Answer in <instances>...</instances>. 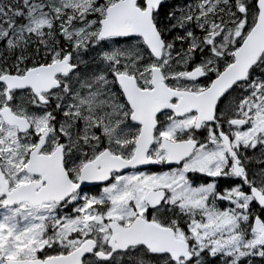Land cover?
<instances>
[{
	"label": "snow or ice",
	"instance_id": "1",
	"mask_svg": "<svg viewBox=\"0 0 264 264\" xmlns=\"http://www.w3.org/2000/svg\"><path fill=\"white\" fill-rule=\"evenodd\" d=\"M0 264H264V0H0Z\"/></svg>",
	"mask_w": 264,
	"mask_h": 264
},
{
	"label": "flooded vegetation",
	"instance_id": "2",
	"mask_svg": "<svg viewBox=\"0 0 264 264\" xmlns=\"http://www.w3.org/2000/svg\"><path fill=\"white\" fill-rule=\"evenodd\" d=\"M169 2H172V0H169Z\"/></svg>",
	"mask_w": 264,
	"mask_h": 264
}]
</instances>
